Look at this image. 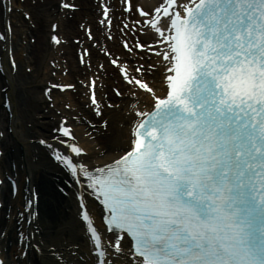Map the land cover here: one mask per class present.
I'll use <instances>...</instances> for the list:
<instances>
[{
  "label": "snow or ice",
  "instance_id": "1",
  "mask_svg": "<svg viewBox=\"0 0 264 264\" xmlns=\"http://www.w3.org/2000/svg\"><path fill=\"white\" fill-rule=\"evenodd\" d=\"M117 3L118 8L112 0H99V23L112 25L119 11L124 19L136 17V32L151 34L150 42L135 37V43L122 42L128 59L100 49L127 84V96L118 87L113 91L127 102L132 116L130 143L108 163H80L87 149L76 143L69 117H62L55 131L64 134L63 143L77 155L62 152L57 162L87 178L80 182L102 200L105 231L81 200L85 239H69V226L53 206L48 220L53 232H62L65 239L50 241L48 255L54 264H264V0ZM80 6L78 0L57 5L65 13ZM6 8L13 10L10 4ZM15 10L32 20L30 10ZM60 26L58 17L49 25L52 43L62 39ZM79 26L89 39H97L90 26ZM106 30L112 38L111 29ZM12 33L11 19L5 17L0 30L6 55L0 61V106L8 113V123L0 131V188L7 186L12 196L29 195L23 201L25 211L12 217L9 208L18 226L15 238L7 225L0 226V264H31L29 258L42 251V242L26 240L23 225L34 229L33 239L44 229L34 219L39 193L32 188L31 173L25 171L20 181L22 153L13 157L8 142L14 138L21 150L26 145L15 124L23 101L15 96L19 63L9 46ZM83 51L91 56L89 49ZM139 51L155 59L139 57ZM80 62L91 69L90 58L81 55ZM84 83L95 114L107 128L96 80ZM44 92L51 100V89ZM39 143L51 148L43 138ZM5 203L0 200V205Z\"/></svg>",
  "mask_w": 264,
  "mask_h": 264
},
{
  "label": "bare ground",
  "instance_id": "2",
  "mask_svg": "<svg viewBox=\"0 0 264 264\" xmlns=\"http://www.w3.org/2000/svg\"><path fill=\"white\" fill-rule=\"evenodd\" d=\"M15 1V0H14ZM54 0H46L44 3H38L35 6H29L27 3H23L22 6L26 10H30L32 12V18L35 20L36 27L33 29L28 28V30H24L22 33H19V29H15L16 36L21 37L22 40L30 39L33 35L37 36V42L31 44H22V49L18 50L15 47L16 57H18L19 63V71L16 74V93L15 96L17 99L23 101V105L19 108V114L15 120L16 124V131L21 140L26 142V145L23 150H21L20 144L17 140L12 137H9V141H12V144L15 147L16 152L12 154V149L10 147V154L13 157H21V163L23 164V169L19 172V179L23 183L24 182V173L25 171H29L32 176V188L35 187L36 190L40 193V197L38 200V218H34L36 223L44 229L43 233L36 235L35 241L42 242V251L41 254L37 251H34L32 256L29 258L31 264H54L52 257L48 255V247L50 241H56L60 243L62 239H65L62 232H53L52 226L50 221L48 220V215L50 209L55 206L59 208L60 214L62 218H64L65 223L69 226V239H77L80 240L81 243L85 239L83 225L81 224L80 220L77 219L76 215V201L74 200V193L71 190L70 196L64 197L59 191L56 190L55 186L57 183H61L65 186V182L63 181L64 175L58 169V167L48 159V154L46 153L45 149L36 144L32 140L38 139V137L42 138H50L53 134L50 132L52 127L56 125L58 114L56 113V109H49L46 113L44 111V105L46 104L43 100L42 95L38 94L37 88L39 87L38 83H44L47 79H49V73L52 72L53 69H50L48 63L51 60H55L58 56L55 53H51V46L48 44V36H47V26L45 23L47 22L48 18L52 17L50 12H48L50 5ZM88 0H78V3L82 5L78 12L74 14L78 17L80 16H88L90 17L89 23H91V19L93 16V4H88ZM16 5V2L14 6ZM17 6V7H22ZM15 14H13L14 16ZM0 18L2 19L1 9H0ZM55 18V17H54ZM77 21V18H68L66 20H60V33L68 34H75L77 30L75 29L74 23ZM26 20L24 19L22 22V26L26 25ZM1 24V23H0ZM1 24V27H3ZM25 32V33H24ZM64 34V35H65ZM66 37V36H65ZM69 40H72L70 36H68ZM4 45L3 42L0 41V46ZM76 46L74 44L69 43V46L66 48V54L69 56V64L70 67V75L67 79H72L73 74L72 72L82 73L83 69L78 68L76 64V55L72 54L73 49L74 51ZM24 50L27 52V55L23 58L20 56ZM50 58L48 59V57ZM65 57V56H63ZM62 57V58H63ZM0 58L1 61L6 60V55L4 50L0 48ZM46 58L48 59V63L43 65ZM23 66H31L33 70L30 74L26 71L22 73L21 70ZM114 78L108 79L107 82L109 85H113ZM72 81H67L65 83H70ZM0 83H2V77H0ZM64 83V84H65ZM29 87H34L35 91L32 93L29 91ZM70 99L74 100L73 97L69 94ZM2 96H0V100H2ZM141 99L143 100L144 97L142 96ZM63 99L56 98V108L62 109L65 113L63 108ZM64 101V100H63ZM116 102H120V107L115 109H105L104 117L108 119L109 126L106 130H103L102 126H96V132H93L95 135V139L90 140L88 138L83 137V132H88L91 129L86 122L82 124V122H74L75 123V132L80 136V141H83V145L89 151L88 156L85 158L86 161H90L93 164H98L99 162L107 163L108 161L112 160L113 158L117 157L122 151L121 148H125L129 144V133L130 124L129 121L132 120V116L127 112V102L125 100L117 99ZM74 107H76L78 103L76 101L73 102ZM79 110L83 112L82 115H91L89 107H76V110L73 112L74 115L80 114ZM94 116V115H93ZM94 118V117H93ZM81 120V117H80ZM82 121V120H81ZM8 123V116L7 113L4 111L3 107L0 106V129L5 128L6 124ZM28 124H31L29 126ZM82 124L85 130H82ZM129 125V126H128ZM88 127V128H87ZM81 128V129H80ZM118 149V150H117ZM117 150V152H115ZM104 152L103 154H101ZM37 158V159H36ZM26 165V167H25ZM27 187V184H25ZM6 189V188H5ZM24 192L18 195V199H22ZM18 200V201H19ZM10 200L7 199V202ZM6 207V206H5ZM94 209L93 203H90V209ZM95 210V209H94ZM24 211V208L21 209ZM7 219H4L2 223H6V225L11 230V236L14 239L16 235L17 225L10 221L7 222ZM26 228H24L25 230ZM29 235L32 236L33 228H28ZM25 230V233H28ZM12 250L10 249V252ZM20 259H24V257H20Z\"/></svg>",
  "mask_w": 264,
  "mask_h": 264
}]
</instances>
